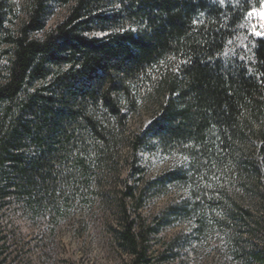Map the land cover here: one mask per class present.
<instances>
[{
  "label": "trees",
  "instance_id": "obj_1",
  "mask_svg": "<svg viewBox=\"0 0 264 264\" xmlns=\"http://www.w3.org/2000/svg\"><path fill=\"white\" fill-rule=\"evenodd\" d=\"M263 2L25 0V16L5 34L0 0L8 55L0 62V202L17 197L31 208L65 210L77 191L91 188L94 163L121 143L125 108L153 99L155 114L131 136L132 150L158 148L184 159L129 185L125 196L140 206L146 192L180 182L189 197L166 214H195L197 231L210 216L240 224L248 210L217 193L216 177L247 171L251 162L237 151L250 135L259 137L264 163V37L239 44L248 12ZM55 5L67 15L49 26ZM123 218L115 239L131 264L149 263L146 230L124 206ZM249 256L264 264V244Z\"/></svg>",
  "mask_w": 264,
  "mask_h": 264
},
{
  "label": "rangeland",
  "instance_id": "obj_2",
  "mask_svg": "<svg viewBox=\"0 0 264 264\" xmlns=\"http://www.w3.org/2000/svg\"><path fill=\"white\" fill-rule=\"evenodd\" d=\"M3 1L4 31L8 34L22 21L26 6L25 0ZM255 10H264V2ZM66 15V6L55 5L49 26L60 23ZM261 23L264 21L258 16H247L239 44L248 47L253 37H264L253 31V25L255 31H264L259 27ZM5 47L0 42L2 63L8 59L2 52ZM138 101L136 110L125 108L129 118L121 143L104 162L92 166L91 188L77 191L65 210L56 214L42 206L31 208L17 197L0 202V236L4 237L0 264H131L130 252L114 235L125 221L123 206L130 219L146 230L144 258L150 262L145 264H260L249 256L264 244V163L258 154L259 137L250 135L239 144L237 154L251 162L243 175L235 171L230 176L216 177L217 193H226L248 213L237 226L207 217L206 224L197 231L195 214L164 212L168 205L180 204L189 197L184 183L168 184L160 194L158 190L146 192L140 206L125 196L129 185L141 186L184 159L158 148L132 150L131 136L148 126L157 109L153 99ZM216 214L221 215V211Z\"/></svg>",
  "mask_w": 264,
  "mask_h": 264
},
{
  "label": "snow or ice",
  "instance_id": "obj_3",
  "mask_svg": "<svg viewBox=\"0 0 264 264\" xmlns=\"http://www.w3.org/2000/svg\"><path fill=\"white\" fill-rule=\"evenodd\" d=\"M253 16H258L262 21H264V10H261L260 12H257L255 9H253L252 11H249L248 12V17L251 18ZM259 27L261 29H264V23H261L259 25ZM256 29V25H253V31L255 32V35L257 36H264V31H255ZM98 36L99 35H102V34H97Z\"/></svg>",
  "mask_w": 264,
  "mask_h": 264
}]
</instances>
